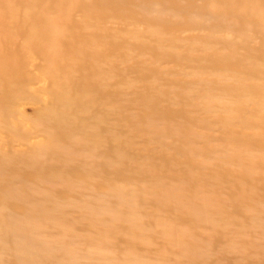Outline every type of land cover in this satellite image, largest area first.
Wrapping results in <instances>:
<instances>
[{"label": "rangeland", "instance_id": "rangeland-1", "mask_svg": "<svg viewBox=\"0 0 264 264\" xmlns=\"http://www.w3.org/2000/svg\"><path fill=\"white\" fill-rule=\"evenodd\" d=\"M0 264H264V0H0Z\"/></svg>", "mask_w": 264, "mask_h": 264}, {"label": "bare ground", "instance_id": "bare-ground-1", "mask_svg": "<svg viewBox=\"0 0 264 264\" xmlns=\"http://www.w3.org/2000/svg\"><path fill=\"white\" fill-rule=\"evenodd\" d=\"M256 7H253V10L255 9Z\"/></svg>", "mask_w": 264, "mask_h": 264}]
</instances>
